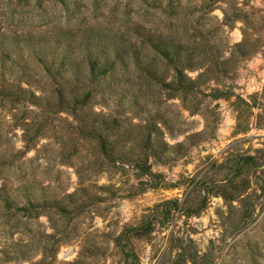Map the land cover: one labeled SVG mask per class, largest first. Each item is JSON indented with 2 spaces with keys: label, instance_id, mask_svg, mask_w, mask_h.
<instances>
[{
  "label": "rangeland",
  "instance_id": "obj_1",
  "mask_svg": "<svg viewBox=\"0 0 264 264\" xmlns=\"http://www.w3.org/2000/svg\"><path fill=\"white\" fill-rule=\"evenodd\" d=\"M67 2L65 8L58 0H0V32L40 34L87 24L123 31L140 23L187 43H215L226 58L243 40L245 50L256 49L186 98L143 73L142 65L117 71L109 80L114 93H95L88 116L94 110L116 116L124 127L138 124L148 111L137 116L127 109L137 98L149 117L157 114L167 126L165 151L141 140L132 162L122 159L119 152L129 147L116 137L109 143L113 158L103 156L92 128L68 111L0 101V264H176L181 246L186 256L208 252L209 264H264V0ZM149 63L165 77V62ZM186 72L196 77L199 70ZM239 151L262 165L249 169L244 201L231 206L224 196L241 184L229 181L233 171L222 162ZM21 184L38 204L4 202L3 192L15 193ZM207 191L208 204L197 215L173 211L169 217L158 206L190 192L196 198L191 209ZM54 199L57 207L44 202Z\"/></svg>",
  "mask_w": 264,
  "mask_h": 264
},
{
  "label": "trees",
  "instance_id": "obj_2",
  "mask_svg": "<svg viewBox=\"0 0 264 264\" xmlns=\"http://www.w3.org/2000/svg\"><path fill=\"white\" fill-rule=\"evenodd\" d=\"M58 1L65 8L68 7L67 0ZM247 45V40L236 43L230 57L226 58L224 48H219L215 43L203 44L197 40L187 43L175 35L152 32L151 28L140 23L128 24L123 31L87 24L78 29L40 34L0 32V101L34 105L38 108L51 106L58 112L68 111L92 128L91 133L97 139L103 156L113 158L109 143L116 137L124 146L129 147V150L119 152L122 159L132 162L136 159L133 148L141 140L156 153L165 151L168 147L163 129V126L167 127L166 120L159 121L162 118H156L157 114L149 117V108L141 105L135 97L127 109L137 116L140 115L139 112L148 111L147 116L140 117L138 124L131 123L124 127L116 116L93 110V115L98 117L95 120L93 115L90 118L89 112L85 111V108L92 104L95 93H114L109 80H116L117 71H129L131 65L136 64L142 65V72L166 89L180 91L186 98L189 94L196 93L201 85L216 79L221 70L227 71L229 64L236 61L238 55L251 56L256 48L247 51ZM151 59L165 62L168 69L165 77L161 78L159 69L149 63ZM187 70H199V73L192 77L188 75ZM169 76L171 79L167 81ZM120 103V107L126 108L123 100ZM241 125L242 122H239V126ZM23 129L26 133L27 129ZM243 129L245 128L237 130L244 131ZM134 130L136 133L132 132ZM141 156L149 158L147 154ZM258 158L256 155L239 151L228 154L222 162L227 170L233 171V177L229 181L234 185L238 181L241 184L240 188L236 187V193L224 196L231 206L235 200L239 203L244 201L242 196L248 188L247 172L251 167L259 168L262 165ZM4 189L3 187L2 190ZM15 191L3 192L5 203L20 207L24 199L29 204H38L40 201H36L37 196H32L28 184H21ZM74 194L76 192L68 194L67 197L71 198ZM209 195L210 192L207 191L204 197L196 202L198 205L191 209L193 206H188V203L195 202L196 198L192 199L190 192L184 199L176 197L164 200L158 206H163V214L166 213L169 217L173 211L186 216L197 215L206 208ZM44 202L52 207H57L59 203L56 199ZM148 217H145L143 225ZM149 225L151 230H155L158 222L154 220ZM176 252V264L211 263L206 259L208 252L202 255L195 250L186 256L182 246Z\"/></svg>",
  "mask_w": 264,
  "mask_h": 264
}]
</instances>
